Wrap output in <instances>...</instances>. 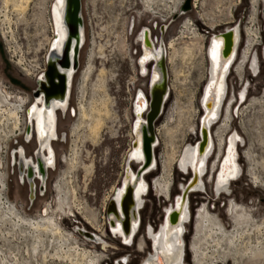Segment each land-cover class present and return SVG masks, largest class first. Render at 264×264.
Masks as SVG:
<instances>
[{
  "label": "rangeland",
  "instance_id": "374dc122",
  "mask_svg": "<svg viewBox=\"0 0 264 264\" xmlns=\"http://www.w3.org/2000/svg\"><path fill=\"white\" fill-rule=\"evenodd\" d=\"M21 1H26V13L23 15L13 5ZM24 1L10 0L5 7L0 0V83L21 93L22 96L15 95L18 105L25 103L26 96H31L32 88H36L34 69L44 65L51 39L49 21L53 0ZM149 3L146 8L139 5L138 0H80L85 42L77 57L68 99L69 111L57 113L55 128L58 137L62 138L52 143L55 168L48 171L42 190L36 182L33 196H29L28 186L17 182L15 169L9 167L8 170L5 166L7 160L0 149L8 199L27 219L44 221L54 217L60 223L64 237L56 239L41 233L39 253L30 254L32 241L27 227L19 233L10 231V225L1 226V235L4 234L7 240L0 239V259L6 258V264H141L148 255L143 245L144 238L148 240L145 230L148 226L159 228L165 207L173 204L174 197L179 195L180 183H184L188 176L179 172L178 161L188 140V126L196 121L197 108L200 110L196 121L199 128L202 112L198 98L207 76L209 38L233 26L240 29L238 58L225 78L227 109L224 117L222 114L213 125L212 132L216 131L222 119L224 123L233 115L231 127L236 128L242 138L237 148L240 173L230 183L227 195L213 190L214 180L211 183L209 171L216 153L214 149L206 174L202 176L205 192L189 193L192 218L185 222L183 230L186 243L183 261L184 264H194L189 246L197 237L199 243L195 247L203 257L197 255V258L204 259L199 264H264V0H256L255 4L252 0H195L194 7L176 17L173 13L176 0H150ZM185 18L193 21L194 30L185 29L184 26H189L187 24L182 26ZM159 25L163 26L158 29ZM213 25L216 28L211 30ZM142 26L148 27L151 37H156L165 47L164 82L166 87H170V96L162 115L154 123L158 128L157 162L143 175L149 187L142 195L143 204L139 208L141 225L131 247L110 234L106 208L120 186L131 151L133 93L138 89L147 90V79L139 77L137 69L133 68L137 55L133 41ZM249 39L255 45L253 51L258 58V68L251 75L248 67L237 70V64L243 57L242 50ZM240 91L243 98L246 97L245 103L240 105L237 114L238 102L229 112V106ZM6 93L12 97L11 93ZM0 95L5 94L0 91ZM3 142L0 141L1 147ZM8 144L9 148L16 147ZM17 145L23 146L26 156H30L35 148L31 142L23 143L21 135L17 136ZM245 151H249L251 156L246 157ZM136 164L129 163V166L136 171ZM214 171L211 168V172ZM162 178L168 186L164 184L167 192L164 187H155L157 179ZM57 190L67 198L69 208L64 212L58 207ZM169 195L172 197L168 200ZM231 202L240 205L235 221L234 214L231 219L226 212ZM200 204L211 214L208 211L201 213ZM242 213L244 215L240 217ZM205 214L212 215L228 236L233 235L232 246L226 238L220 241L219 233L210 235L205 230V220L200 222L199 219ZM81 228L87 233L103 235L107 242L106 251L102 245L89 243L86 237L73 232ZM235 233L238 237H234ZM140 244L144 247L143 252L138 247ZM253 250L260 251L259 257L251 254Z\"/></svg>",
  "mask_w": 264,
  "mask_h": 264
},
{
  "label": "bare ground",
  "instance_id": "6f19581e",
  "mask_svg": "<svg viewBox=\"0 0 264 264\" xmlns=\"http://www.w3.org/2000/svg\"><path fill=\"white\" fill-rule=\"evenodd\" d=\"M68 1L69 0H53L52 4L50 5L49 25H50L51 39L49 41V45H48L49 49L47 55L45 56L46 58L44 62L45 69H46V65H49L50 73L52 74V79L55 83L57 82L56 80L57 75L61 74L63 79L62 92L60 94L57 93V95L55 94L46 97L42 92V89L40 88L42 84L47 83L46 75L45 73H43L39 75V77L36 79V76L38 75L39 71L36 72L35 69H34L35 73L33 74V78L35 79V84H36L35 89H38V91L35 95L33 94L32 96L28 95L29 96L28 98L26 96L25 103L18 105L16 99L17 97L15 98V95L18 94V96H22L20 95L21 94L20 92L14 93V91H7L5 88H3V85L1 88L3 90L2 91L3 94H5L6 96V99L3 96L0 97V125L3 126V123H5L6 120H11L12 127L13 128L15 127V129L17 128L18 130H19V126L22 125V129H23L22 135H24L26 139H28V136H30L31 139L28 142L33 143L35 146L33 150V156L31 155L26 156L25 150L22 145H19L17 149L13 151L15 152V156H11L14 165L16 162L15 173L17 174L18 177L21 178L22 182H24L23 177L25 174L27 183L24 184L28 186L30 191H32L33 188H35L36 182L39 184V190H42V185L44 183L48 171L54 170L53 168H55V156L52 148V143L54 141H57L59 138H62V137H58V139H56L57 128L55 127H56L57 115H58L57 112L65 113L69 110L70 100L68 99H70L71 96V88H72L71 84L73 81L74 74L76 73L75 71L77 66V57L79 51L84 46V42H85V33L83 30L84 24L80 11H78L76 15L77 21H76V29H74L75 32L72 35L69 33L68 25L70 21L69 15H71V4ZM2 2L4 6L7 7L10 0H2ZM24 2L21 1L20 4H18V2H15L13 4L14 8L21 15L26 13L24 12L26 9L25 8L26 3L24 4ZM142 2L146 8L150 6L149 3L150 0H142ZM252 2L255 4L256 0H252ZM181 3L182 0H176L173 13L179 14L178 16L185 14L179 12ZM194 3L195 0H191L190 7H194L195 6ZM188 20H189L188 18H185L182 26L187 24L189 25L188 26L189 29L192 27L190 30H194L195 28H193L194 27L193 21L191 22V20L189 21ZM130 25L131 27L133 26L132 19L130 20ZM209 25H212V23ZM184 28L187 29L185 26ZM214 28H216V26L213 25L211 30H213ZM225 30L226 31L228 30L230 32L229 40L225 41L223 38H221L222 37L221 33H217L211 35L207 44L206 59L208 64V70H207L206 79L203 83L204 86L202 88L201 97L199 91L200 100L198 98V103L200 105V109L202 112L200 120L198 121L199 128L197 129L196 121L198 119V115L200 114L199 112L200 110L197 108L196 112L198 114L196 121L191 122L188 126L189 129H191L195 125L196 130H190L186 134V138L188 139L187 141L190 142L186 141V143L184 144L185 145L184 150L182 151L181 157L178 161V167L180 170L179 172L180 173L182 172L181 174L183 175L185 174L188 175L187 177H185L187 179L183 181L184 183H180V188L178 189L179 195L174 197L173 204H169L167 207H165L164 220L160 229V233L154 235H152L151 233L148 234L152 242L153 255L149 256V258L147 259V261H145L144 264H183L182 257H183L184 247H183L182 236H183V230L185 229V222L187 223L188 221H190V211H189L190 209L188 205L189 193L197 192L199 194L200 192L203 191L205 192L206 190L205 182L202 176L206 174L207 164L209 158L214 152V149H216V153L218 150L217 141L214 135V131L212 132V128L213 125L218 122L220 116L222 115L223 105L226 99L225 78L230 73V70L237 61V56H238L240 29L238 26H233V27H228ZM151 40L152 38L150 35V30L144 29L142 30V32L138 33L135 40L133 41V44L136 45L135 52L137 51V55L134 57L133 60V68L137 69L139 77L147 79L145 85V87H147V90L143 91L141 89L140 90L138 89L136 90V92L133 93L131 99L133 100L131 106L132 109L131 115L133 116V122L132 124H130L131 140H132V142L130 143L131 151L129 152L128 157L126 159L128 163H126L124 167L123 177L120 180L121 181L120 186L115 190L113 197L109 199L106 208L109 232L110 234L113 233L114 236L119 238V240L123 241L125 246L132 245L133 240L140 229L141 217H140L139 208L143 204L142 195H144V192H146L147 187H149L147 186L143 175L144 173L152 169L157 162L155 157V152H156V145H158L159 141H158V137H156L158 133V128L154 123L156 122L158 117L162 115L164 111L163 109L165 108L166 102L170 96L169 95L170 87L169 86L164 87L163 85L162 88H164V91L161 95V102L158 109L159 114L155 118V121L151 123L152 134L151 137L149 138L147 129L144 124L145 123L144 115L148 109V101L151 95L154 94L157 88L161 89V86L163 84L162 81L165 80V68H166V62H164L163 59L164 55L166 54L165 47L164 46L162 47L160 43L157 44V42L154 43ZM228 44L230 45L229 50L226 47V45ZM251 46H253V48L250 50ZM254 46L255 45H252L249 39L248 44L242 50L243 57L241 60H239V63L237 64L239 65L237 67L238 71L241 68H247L250 61H253L254 64L256 63L257 57L255 55L256 52L253 51ZM65 51L67 52L66 55L67 57L65 58H67L68 63L64 66L62 64L61 57L63 56V53ZM225 51H229V52H225ZM148 73L150 76V80L149 77L147 76ZM254 73L255 72L253 73L251 72L250 75ZM6 92L11 93L12 97L8 98L7 96L8 94ZM237 99H238V94H237ZM245 101L246 100L240 101L239 99L236 101V99H234L233 104L229 106L230 107L229 112L232 111L233 108L232 106L234 105V103L238 102L239 104L237 105V108L235 110L237 114L240 105L244 104ZM227 106L228 105L224 106L225 109H227ZM225 109H224V114H225ZM21 116H23V122H21ZM232 118L233 115L230 116L228 120H225L224 123L222 119L221 124L219 125L223 131L222 133H220L219 131L217 140H219L220 143L222 140V143L220 145V150L223 151L224 149L225 154L223 152L224 157L220 162L219 169L214 176L215 178L214 186L212 184V186L214 187L213 190L217 192L220 191L222 194L225 195L229 193V190H227L228 189L227 186L230 184L231 181L236 180L237 176H239L240 173V168L237 163V148H238V143L239 141H242V138L237 133L236 128L232 129L231 127ZM32 121H33V125H32ZM6 139H7L6 135L3 136V138L0 135V141L4 140L5 142ZM4 142L2 143L3 146L2 147L0 146V149L2 148V150L7 149V144H5ZM20 150H22L23 156H26L28 159L31 160V162L34 163L36 170H34L32 167L24 168L22 163H20L18 157ZM44 151H45V155H44L45 157L42 155ZM144 153L146 154V157ZM148 153L149 156L147 158ZM216 153H215V157L212 160L213 162L214 161L216 162L217 160ZM244 155L246 157L251 156L249 151H245ZM129 163L130 164L134 163V165L135 163H137L136 164L138 167L137 170L136 171L132 170L129 166ZM6 165L8 169L9 159L7 160ZM2 166H3V162L2 159L0 158V227L1 226L3 227L4 225L5 226L10 225L9 226L11 227L10 231L12 232L18 231L19 233L22 232V229L24 227H27L30 232L29 237L31 238L32 241V244L29 248L30 254H34V253L36 254L37 252L39 253V250L41 248V243H40L41 233L48 234V236L50 235L53 237H57L56 239H63L64 236L62 235L59 226L54 222V219L52 217H48V219L44 221H35L32 219H27L25 217H22L14 213L15 211H18V209L16 204L8 199V195L6 193L7 187L5 185L6 173L2 171ZM209 176L212 183L213 173H211L210 171H209ZM165 178L167 179V177ZM165 178H162L163 180L157 179V181L155 182L156 185L155 187L158 186V188L159 187L165 188L166 185ZM168 184L171 183L168 182ZM164 188L163 189L161 188V190H164ZM165 191L167 192V189ZM57 193L59 194L58 201L60 202V204L61 203L66 204L67 203V198L65 197L66 195L64 193L62 194L60 191H58ZM29 196H31V194H29ZM201 208L202 205L200 206V209ZM205 209L208 210L207 207H205ZM242 215L240 214V217H242ZM126 226H127V230L122 229L123 227L126 228ZM85 231L86 230L84 228L76 229V231L73 230L74 233L77 234L79 233L81 236L86 237L85 240L87 242L93 243L95 245H102V247L105 246V241L99 235L95 233L92 234L87 233ZM219 231H220L219 227H216L215 225L209 228L210 235L215 234L216 236L219 233L220 234L219 240L221 241L222 238L224 239L226 238L225 239L227 240L226 242H228V244L230 243L229 245L232 246L231 242L233 239V235L231 234V236H226L225 233ZM237 234L238 233H235L234 237H236ZM3 235H1L0 232V239L3 238L7 240L5 235L4 236ZM253 251H254L253 253L251 252L250 253L255 257L260 252L256 250ZM202 255H205V253H203ZM198 256L201 257V253ZM201 258L200 261L201 260L204 261V259ZM200 261L198 258L197 264H199ZM6 262H7L6 258L2 257L0 259V264H6Z\"/></svg>",
  "mask_w": 264,
  "mask_h": 264
},
{
  "label": "flooded vegetation",
  "instance_id": "af4514ba",
  "mask_svg": "<svg viewBox=\"0 0 264 264\" xmlns=\"http://www.w3.org/2000/svg\"><path fill=\"white\" fill-rule=\"evenodd\" d=\"M79 11H80V0H79ZM187 29L188 30H190L188 27H187ZM136 41H137V39H136ZM156 50H159V49H156ZM263 52H264V49H263ZM255 55H256V57H257V54L255 53ZM237 58H238V56H237ZM257 59V61H256V63L254 64L253 63V61H250V63H249V65H248V69L253 73V72H255V69H257L258 68V58H256ZM147 76L149 77V80H150V76H149V73L147 74ZM2 86V83H0V87ZM1 92H2V90H0ZM3 93V92H2ZM7 95V94H6ZM5 97V99H6V96L5 95H0V97ZM8 96V98H9V95H7ZM31 96H32V93H31ZM226 99H227V97H226ZM225 99V102H224V105H223V110H222V114L224 115V109H225V107L224 106H226L227 105V102L226 101H228V100H226ZM236 99V101L239 99L240 101L241 100H246V97L245 98H243V92L242 91H240V92H238V99L237 98H235ZM69 111V110H68ZM67 111V112H68ZM58 113V112H57ZM32 125H33V121H32ZM194 127H195V125L193 126V128H191L190 130H193L194 129ZM219 131H220V133H222V128L219 126L217 129H216V131L214 132V135H215V138H216V141H217V152H218V157L216 158L217 160H216V162L214 161V162H212V170H215L214 172H211V168H210V172L211 173H213V176H212V181L213 180H215V178H214V176H215V174H216V172L218 171V169H219V165H220V162L222 161V159H223V157H224V155H223V152H224V154H225V150L223 149V151L222 150H220V145H221V143H222V140H221V143L219 142V140H217V136H218V133H219ZM56 139H58V134H57V131H56ZM59 140V139H58ZM38 143V142H37ZM38 147H39V145H38ZM217 154V153H216ZM42 155L44 156L45 155V151L42 153ZM46 155H47V153H46ZM223 155V156H222ZM31 156H33V152H32V154H31ZM19 161H20V163H22V165L24 166V168H33L34 170H36V167H35V165H34V163L33 162H31V160L30 159H28L26 156H23V153H22V150H20L19 151ZM45 157V156H44ZM215 168H217V169H215ZM232 182V181H231ZM230 182V183H231ZM230 185V184H229ZM229 185L227 186V188H229ZM213 186H214V183H213ZM223 190H225V189H223ZM170 196L171 195H169L168 196V200H169V198H170ZM172 197V196H171ZM58 200V199H57ZM171 200V199H170ZM66 205V206H65ZM58 207H59V209H60V211L61 212H64L63 210L65 209V208H69V206H68V203H61L60 204V202L58 201ZM240 210V205H237L235 202H231V203H229V207L227 206V210H226V212H227V214L229 213V218H233V214H234V219H233V221H235V219H237V217H238V214H236V212H238ZM206 212V211H208L209 213H210V211L209 210H207V209H205V207H203V208H201L200 209V212L201 213H203V212ZM40 212V211H39ZM14 213H16V214H18V215H20V216H22V217H24L25 215L24 214H22L21 212H19V211H15ZM211 214V213H210ZM243 214V213H242ZM244 215V214H243ZM242 215V216H243ZM26 218V217H25ZM53 219H54V217H52ZM190 218H192V215L190 214ZM194 219V218H193ZM199 219H200V222L202 221H204L205 222V230L206 231H208L209 232V228L211 227V226H213V225H215L216 227H219V229H220V231L219 232H223V233H225L226 234V236H228V234H227V232H226V230L224 229V227L219 223V222H217V221H215V219H213L212 218V215H209V214H205L204 216H200L199 217ZM198 219V220H199ZM163 220H164V214H163V219H162V222L160 223V226H159V228L158 229H153V227H151V226H148L147 227V229L145 230L146 231V235L148 236V240H145V238H144V240H143V245H145L146 246V249L148 250V255H147V257L145 258H143L142 259V261H141V264H144L145 263V261H147V259L149 258V256H151V255H153V250H152V242H151V239L149 238V233H151L152 235H154V234H159L160 233V229H161V226H162V224H163ZM191 220V219H190ZM262 221H264V219L262 220ZM54 222L59 226V228H61V226H60V223H58L55 219H54ZM195 222H196V219H195ZM96 232H99V231H96ZM99 235V234H98ZM101 238L103 237V235H99ZM103 239V238H102ZM135 239H136V236H135V238H134V240H133V243H132V245H134V242H135ZM195 239V240H194ZM194 239H193V242L191 243V246H189L190 247V251H191V253L193 254V259H194V264H197V261H198V258H197V255H199V253H198V251H197V249H196V247L195 246H197V243H199V239H197V237H194ZM104 241H105V239H103ZM182 240H183V247H184V251H183V256H184V254L186 253V247H185V241H184V235L182 236ZM132 245H131V247H132ZM143 245L142 244H140L138 247H140L139 249L140 250H142L141 252H143L144 251V247H143ZM103 250H105L106 251V249H107V242L105 241V246H103V248H102ZM196 253H198V254H196ZM184 257H182V263L184 264ZM97 261H99L98 259H97ZM199 261H200V257H199Z\"/></svg>",
  "mask_w": 264,
  "mask_h": 264
},
{
  "label": "water",
  "instance_id": "95a60500",
  "mask_svg": "<svg viewBox=\"0 0 264 264\" xmlns=\"http://www.w3.org/2000/svg\"><path fill=\"white\" fill-rule=\"evenodd\" d=\"M190 1L191 0H182V3L180 5V11L182 13H185L186 11L190 10ZM71 4V15H69L70 17V21H69V25H68V30L69 33L72 35L76 29V21H77V12L79 11V0H69L68 1ZM179 14H174V17L178 16ZM221 38H223L225 41L229 40L230 38V32L227 30H224L223 32H221ZM227 49L229 50L230 45H226ZM225 52H229V51H225ZM67 52L65 51L63 53L62 58V64L65 66L68 62H67ZM46 78H47V83L46 84H42L40 86V88L42 89V92L44 93V95L46 97L52 96V95H57V93H61L62 89H63V79L61 74H58L56 77L57 82L55 83L52 79V74L50 73V68L49 65H46V69L44 71ZM163 84L160 88H157V90L154 92L153 95H151L149 101H148V109L145 112V127L147 129V133L149 138L151 137L152 134V122L155 121V118L157 117V115L159 114V106H160V102H161V95L164 91V87H165V82L162 81ZM38 89H34L32 94L35 95L37 93ZM145 154V153H144ZM149 156V153L147 155V158ZM146 157V154H145ZM115 210V208H114ZM116 213V212H115ZM113 214V213H112ZM122 228V227H121ZM124 230H127V226L126 228H122Z\"/></svg>",
  "mask_w": 264,
  "mask_h": 264
},
{
  "label": "built area",
  "instance_id": "2783aa9c",
  "mask_svg": "<svg viewBox=\"0 0 264 264\" xmlns=\"http://www.w3.org/2000/svg\"><path fill=\"white\" fill-rule=\"evenodd\" d=\"M138 3H139V5H144L143 4V2H142V0H138ZM163 25H159L158 26V29H160L161 27H162ZM148 30L149 28L148 27H145V26H142L141 28H140V32H142V30ZM150 30V29H149ZM139 32V33H140ZM150 35H151V33H150ZM152 38V37H151ZM151 41H153L154 43H156L157 42V44H159L160 43V41H158L157 39H156V37H154V38H152V40ZM162 46V45H161ZM39 71V72H38ZM44 71H45V66L42 64V68H37V70H36V72H38V75L36 76V79L39 77V75H41V74H43L44 73ZM33 84H34V82H33ZM3 85V88H5L7 91H14V93L15 92H18V90H16V89H13V90H11V88H9L10 86L9 85H7V84H2ZM34 86V85H33ZM35 88H32V90H31V93L33 92V90H34ZM22 114V113H21ZM20 114V115H21ZM21 122H23V116H21ZM12 121L11 120H6L5 121V123H3V126L2 125H0V135L2 136V138H3V136H5L6 135V140H5V144H7V149H3L4 151H2V153L5 155L4 157L6 158V160H8L9 159V167L12 169V168H14L15 170H16V162H15V165H14V163L12 162V157L11 156H15V152H13V151H15L16 149H17V147L19 146V145H17V136L18 135H21V137H22V141H23V143H27L31 138H30V136H28V139H26L25 137H24V135H22V131H23V129H22V125H21V132L20 133H18V129L16 128L15 129V127L13 128L12 127ZM4 141V140H3ZM8 142L10 143V144H13V146H16V147H13V148H9L8 146H9V144H8ZM239 144V143H238ZM5 166H7V165H5ZM5 168V167H4ZM4 170H6V169H4ZM11 173H12V171H11ZM16 178H17V182L18 183H20V184H22V183H27L26 182V176H25V174H24V182H22L21 181V178L20 177H18L17 176V174H16ZM38 188H39V186H38ZM37 188V189H38ZM35 191V188H33V190L32 191H30L29 190V194H31V196H33V192ZM39 194H41L40 192H38Z\"/></svg>",
  "mask_w": 264,
  "mask_h": 264
}]
</instances>
